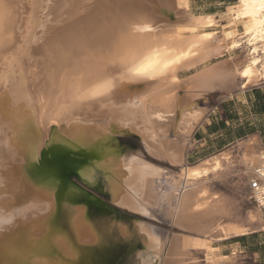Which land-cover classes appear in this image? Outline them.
Masks as SVG:
<instances>
[{"label":"bare ground","instance_id":"1","mask_svg":"<svg viewBox=\"0 0 264 264\" xmlns=\"http://www.w3.org/2000/svg\"><path fill=\"white\" fill-rule=\"evenodd\" d=\"M194 11L188 0H0V264H182L186 250L202 247L71 182L101 181L112 205L203 232V216L221 202L205 185L223 165L219 157L186 165L187 140L211 90L235 79L242 90L264 85V7L235 0ZM243 47L240 66L200 67ZM120 134L180 171L127 157L112 143ZM254 143L240 155L249 184L264 181ZM252 193L248 222L261 223L264 185ZM218 228L224 237L252 230Z\"/></svg>","mask_w":264,"mask_h":264},{"label":"crops","instance_id":"2","mask_svg":"<svg viewBox=\"0 0 264 264\" xmlns=\"http://www.w3.org/2000/svg\"><path fill=\"white\" fill-rule=\"evenodd\" d=\"M245 55V50L239 49L236 53L229 55L227 59L217 60L216 64L220 68L233 69L236 65L240 66L244 62ZM217 88L211 90L207 96L215 97L218 106L223 107L228 103V106L234 105L236 108L239 105L248 115L245 118L241 117L242 113L234 114L235 118H239V121L231 126L227 111L221 112L220 109L216 108L213 112H210V122H207L206 126L199 125V128L197 127L188 139L189 144L194 145L193 150L196 152L195 156L197 157L196 161L190 163V165L219 157L222 160L223 167H225L232 162L234 154L239 150L241 151L238 157L241 159L240 155L244 143L250 139H255L257 142L254 143V148L257 151H264V85L252 84L242 90L240 89V81L235 79L227 88ZM240 145H242V148ZM225 154H229V161L231 162L226 163L223 160ZM189 159L190 155L186 157L187 161ZM238 163L244 166L242 160H238ZM209 191L211 194L219 196L217 191L213 189H209ZM222 196H219V198L223 199ZM224 218L226 217H216L211 222L205 223L203 232L207 229L208 233L206 234L179 229L184 231L183 235L202 239V246L207 241L212 247L209 252L217 253L221 259L218 264H264V229L259 227L257 230H253V226L258 225V223L252 224L246 221L240 224L252 227L248 234H232L224 237L218 228V224L231 222ZM186 260L188 264H210L205 258L204 252L200 250H191Z\"/></svg>","mask_w":264,"mask_h":264},{"label":"rangeland","instance_id":"3","mask_svg":"<svg viewBox=\"0 0 264 264\" xmlns=\"http://www.w3.org/2000/svg\"><path fill=\"white\" fill-rule=\"evenodd\" d=\"M190 3V11H194L196 14H200L203 11H206L204 13H217L218 11H224L226 7L229 4L235 3V0H188ZM207 3V4H206ZM227 5V6H226ZM197 6V7H196ZM205 6V7H204ZM202 7V8H201ZM209 9V10H208ZM188 17V15H186ZM242 50H247L243 47ZM235 51L234 53H236ZM230 54H226L223 57L219 59H214L211 63L205 64L203 66H200L202 68L212 66L214 63H217V60H224L229 57ZM246 57V55H245ZM197 68L193 70H183L179 73V77L181 79H186L194 74L197 73V71H201L202 68ZM242 89V88H240ZM242 91V90H241ZM217 99L215 97H208L206 94L205 100H198V105L205 110L206 116L204 120L200 123V126H206L209 121V115L210 112H213L216 108L220 109L221 112L227 111L229 123L231 126L239 121V118H235L234 114H240L243 115L241 117H247L248 113L245 112V110L238 105V107L228 106V103L225 106H218ZM241 105V104H240ZM239 111H238V110ZM238 116V115H237ZM112 143L114 146L121 148L124 152V154L128 156H139L143 158L144 160L151 162L159 167H162L166 169L167 171L177 174L180 171V165H171L165 160L157 159L155 156H151L149 152L145 149L142 141L138 136H128L126 134H120L117 135L115 139L112 140ZM188 148L186 149L185 157L190 155V159L186 162V165H190V163H193L196 161L197 157L195 156V151L193 150L194 145L189 144V140H187ZM241 150L236 152L234 154V158H232V162L227 164L225 167L222 168V170L215 176L211 177L210 180L206 183V187L209 189H213L217 191L219 196H222V201L217 205L213 206L214 209L211 210V212H208L203 216V219L201 220L202 223H209L211 220H213L216 217H226L224 219H227L231 222H224V223H241V222H248V215L249 213L257 212V203L253 198V193L249 186V181L252 180L248 174H246V168L245 166H242L238 163L239 159L238 154ZM72 183H76L75 185H78L79 188H82L83 191L90 193L92 195V198L97 199L100 204L105 203L106 205H109L110 208H112L113 211L119 212L122 215H125V217H133L136 219H139L141 221L147 222L155 226V228L160 233H167V238H172L175 236H184L182 233H184L183 230H180L179 227L172 225L169 223L165 218L161 219H150L143 216H138L134 214H130L121 208L112 205L111 199L109 196H107L104 192H102L101 184L96 185H87L84 182H82L76 175H73L71 178ZM210 192V191H209ZM222 194V195H220ZM96 197H95V196ZM100 199H98V198ZM101 200L103 202H101ZM94 203V202H93ZM92 210H96L95 207H91ZM215 210V211H214ZM214 211V212H212ZM263 221L260 223L258 222V225L253 226V230H257L259 227L264 229V216ZM222 221V220H221ZM221 223V224H224ZM122 224L125 226H129V236L130 239H133L132 236L134 234L132 233V228L130 227L129 223H126L122 221ZM184 229V228H181ZM190 232H196L191 229H185ZM131 232V233H130ZM197 233V232H196ZM207 229L200 234H206ZM188 236V235H187ZM212 249L211 245L205 241L204 245L201 248H190L185 251V255L183 256V263L182 264H188L187 263V256L191 252V250H200L204 252L205 258L210 264H218L221 259L218 257L217 253L209 252V250Z\"/></svg>","mask_w":264,"mask_h":264},{"label":"built area","instance_id":"4","mask_svg":"<svg viewBox=\"0 0 264 264\" xmlns=\"http://www.w3.org/2000/svg\"><path fill=\"white\" fill-rule=\"evenodd\" d=\"M264 185V181L263 180H260V179H257V180H255L254 182H251L250 184H249V186H250V189H251V191L253 192V191H256L258 188H260L261 186H263ZM263 197V199H264V193H263V195H262Z\"/></svg>","mask_w":264,"mask_h":264},{"label":"snow or ice","instance_id":"5","mask_svg":"<svg viewBox=\"0 0 264 264\" xmlns=\"http://www.w3.org/2000/svg\"><path fill=\"white\" fill-rule=\"evenodd\" d=\"M261 6L264 7V0H260Z\"/></svg>","mask_w":264,"mask_h":264}]
</instances>
